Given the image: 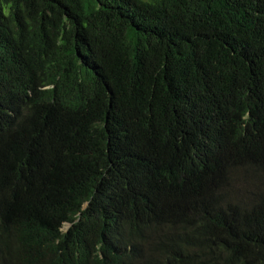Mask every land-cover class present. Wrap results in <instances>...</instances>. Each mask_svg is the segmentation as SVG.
<instances>
[{"label": "trees", "instance_id": "obj_1", "mask_svg": "<svg viewBox=\"0 0 264 264\" xmlns=\"http://www.w3.org/2000/svg\"><path fill=\"white\" fill-rule=\"evenodd\" d=\"M0 264H264V0H0Z\"/></svg>", "mask_w": 264, "mask_h": 264}, {"label": "rangeland", "instance_id": "obj_2", "mask_svg": "<svg viewBox=\"0 0 264 264\" xmlns=\"http://www.w3.org/2000/svg\"><path fill=\"white\" fill-rule=\"evenodd\" d=\"M69 227H70L69 225H65L63 230L66 231V230H68Z\"/></svg>", "mask_w": 264, "mask_h": 264}]
</instances>
